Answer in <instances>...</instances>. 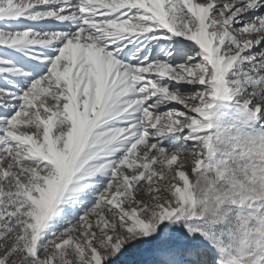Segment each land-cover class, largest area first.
Instances as JSON below:
<instances>
[{
  "label": "snow or ice",
  "instance_id": "obj_1",
  "mask_svg": "<svg viewBox=\"0 0 264 264\" xmlns=\"http://www.w3.org/2000/svg\"><path fill=\"white\" fill-rule=\"evenodd\" d=\"M0 264H264V0H0Z\"/></svg>",
  "mask_w": 264,
  "mask_h": 264
}]
</instances>
